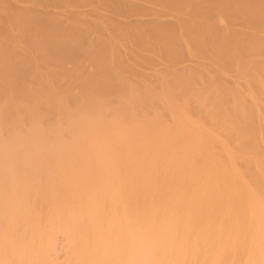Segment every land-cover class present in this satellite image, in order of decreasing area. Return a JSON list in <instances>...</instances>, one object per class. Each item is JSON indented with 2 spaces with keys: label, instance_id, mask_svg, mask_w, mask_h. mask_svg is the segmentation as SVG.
<instances>
[{
  "label": "bare ground",
  "instance_id": "bare-ground-1",
  "mask_svg": "<svg viewBox=\"0 0 264 264\" xmlns=\"http://www.w3.org/2000/svg\"><path fill=\"white\" fill-rule=\"evenodd\" d=\"M0 264H264V0H0Z\"/></svg>",
  "mask_w": 264,
  "mask_h": 264
},
{
  "label": "rangeland",
  "instance_id": "rangeland-1",
  "mask_svg": "<svg viewBox=\"0 0 264 264\" xmlns=\"http://www.w3.org/2000/svg\"><path fill=\"white\" fill-rule=\"evenodd\" d=\"M45 259H43V260H39V261H41V262H48V259L46 260V261H44ZM65 260H67V259H65ZM64 259H61V260H53V261H59V263L61 262V263H64V262H67V261H69V260H67V261H65ZM81 260V259H80ZM3 261V260H2ZM6 261V260H5ZM11 261V260H10ZM27 261H29V260H27ZM51 261V260H50ZM75 261V260H74ZM76 261H79V259H76Z\"/></svg>",
  "mask_w": 264,
  "mask_h": 264
}]
</instances>
